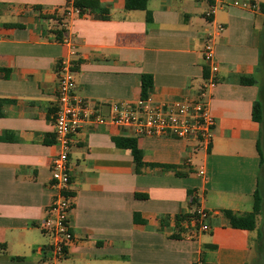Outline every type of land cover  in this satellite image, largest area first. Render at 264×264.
<instances>
[{"label": "crops", "instance_id": "crops-1", "mask_svg": "<svg viewBox=\"0 0 264 264\" xmlns=\"http://www.w3.org/2000/svg\"><path fill=\"white\" fill-rule=\"evenodd\" d=\"M75 1L0 0V264H45L50 237L39 223L49 216L51 162L59 150L63 37L76 48L77 93L109 117L112 103L143 99L144 77H151L148 97L156 103L195 97L208 73L203 47L215 23L225 30L215 39L210 149L198 151L196 139L134 138L123 127L84 125L69 153L74 240L59 264H257L264 0H237L251 9L227 0L213 19L205 17L212 0H149L145 10H126L125 0H92L98 7L74 17L65 32L64 10ZM256 103L260 122L253 119ZM121 138L136 139L145 163L139 171L132 151L117 145ZM257 189V228H232L223 211L252 212ZM199 204L210 230L187 237L176 217Z\"/></svg>", "mask_w": 264, "mask_h": 264}, {"label": "built area", "instance_id": "built-area-1", "mask_svg": "<svg viewBox=\"0 0 264 264\" xmlns=\"http://www.w3.org/2000/svg\"><path fill=\"white\" fill-rule=\"evenodd\" d=\"M231 3L244 9L255 7L237 0H232ZM228 4L227 0H212L205 17L213 19L217 11ZM77 16H81V11L74 3L64 10L62 28L65 32H69L71 20ZM224 30L223 24L215 23L214 28L206 33L203 59L208 73L195 97L186 96L163 103H156L152 97L139 99L134 103H112L109 117L102 115L93 104L77 93V81L73 71L76 48L70 36L63 37L62 43L67 48V56L61 61L58 74L56 89L58 105L54 123L56 146L59 150L51 162L52 181L49 188L52 199L48 209L49 216L39 223L40 229L50 237V244L44 249L45 264H59L65 256L67 247L74 240L70 225L72 197L69 153L73 136L84 125L123 127L130 130L134 138L172 136L179 139H196L198 151L208 152L215 127L211 101L219 82L215 39ZM187 162L191 163V159ZM198 175L205 177L206 171L203 166L199 167ZM188 215L181 222L187 231V237L210 230L205 223L209 214L201 204L195 206Z\"/></svg>", "mask_w": 264, "mask_h": 264}, {"label": "trees", "instance_id": "trees-1", "mask_svg": "<svg viewBox=\"0 0 264 264\" xmlns=\"http://www.w3.org/2000/svg\"><path fill=\"white\" fill-rule=\"evenodd\" d=\"M148 1L149 0H125V9L126 10H145L147 8ZM74 5L75 7L80 9L81 14H86V13L93 12L98 7V1L76 0ZM241 82L246 84V83H250L251 80L243 78ZM151 84H152L151 77H144L143 87H142L143 99L149 96L148 91L151 88ZM3 103L4 102L0 100V117L4 115L3 110H2ZM253 119L256 122L261 121V109L258 103L254 105ZM116 143L121 148L130 149L132 151L136 171H139L142 167L145 166V163L143 161V153L139 149L136 139L121 138V139L116 140ZM259 154L261 156V169L263 170L264 169V156H263L260 146H259ZM262 207H263V200H262L261 192L259 189H257L254 194V205H253L252 212L246 213V214H238L230 210H224L223 214L226 217V219L229 221V224L232 228L254 231L257 228L256 218L259 214H261ZM188 216H189L188 214H185V215L176 217L177 227L179 228L180 231H184V229L181 227V222H183ZM262 238L263 236L260 234L259 246H258L259 259H258L257 264H264V242L262 241Z\"/></svg>", "mask_w": 264, "mask_h": 264}, {"label": "rangeland", "instance_id": "rangeland-1", "mask_svg": "<svg viewBox=\"0 0 264 264\" xmlns=\"http://www.w3.org/2000/svg\"><path fill=\"white\" fill-rule=\"evenodd\" d=\"M264 209V208H263ZM259 233L263 236L264 235V212L262 217L259 219Z\"/></svg>", "mask_w": 264, "mask_h": 264}]
</instances>
